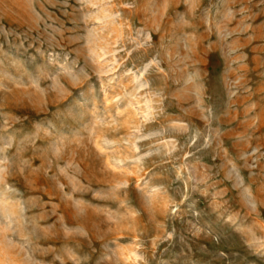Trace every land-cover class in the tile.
<instances>
[{
	"label": "rangeland",
	"instance_id": "obj_1",
	"mask_svg": "<svg viewBox=\"0 0 264 264\" xmlns=\"http://www.w3.org/2000/svg\"><path fill=\"white\" fill-rule=\"evenodd\" d=\"M0 264H264V0H0Z\"/></svg>",
	"mask_w": 264,
	"mask_h": 264
}]
</instances>
